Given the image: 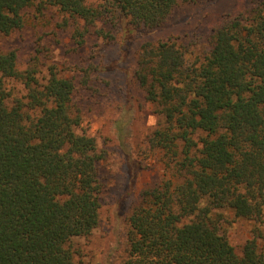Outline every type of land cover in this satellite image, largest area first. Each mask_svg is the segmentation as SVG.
I'll list each match as a JSON object with an SVG mask.
<instances>
[{"label":"trees","instance_id":"1","mask_svg":"<svg viewBox=\"0 0 264 264\" xmlns=\"http://www.w3.org/2000/svg\"><path fill=\"white\" fill-rule=\"evenodd\" d=\"M199 1L46 3L78 21L82 45L91 32L114 38L99 23L133 38ZM32 2L0 0V264H78L76 241L100 221L104 154L76 108L89 73L78 81L51 67L42 77L38 63L21 70L17 49H3L1 38L27 25ZM136 77L159 118L150 142L169 175L145 188L128 216L122 264H264L261 229L239 253L220 213L264 220V0L226 14L202 49L181 37L146 41Z\"/></svg>","mask_w":264,"mask_h":264},{"label":"rangeland","instance_id":"2","mask_svg":"<svg viewBox=\"0 0 264 264\" xmlns=\"http://www.w3.org/2000/svg\"><path fill=\"white\" fill-rule=\"evenodd\" d=\"M102 1L87 0L90 5ZM250 4L251 0L184 4L160 29L128 39L118 28L99 23L114 38L91 32L85 44L79 45L73 38L75 18L46 0H33L25 28L11 38H1L3 49H17L21 70L38 63L42 77L50 74L51 67L78 81L90 75L88 88L80 89L76 96V108L82 115V128L96 138L98 150L104 154L99 163L104 193L97 228L76 241L78 264H122L127 256L128 216L141 202L142 191L169 175L164 152L150 142L159 118L136 77L142 44L172 36L195 41L202 49L211 29L226 14L236 15ZM10 86L16 93H25L18 82L11 81ZM220 213L222 231L239 253L255 236L254 229L260 228L264 235V220L239 218L228 209ZM258 240L264 246V237Z\"/></svg>","mask_w":264,"mask_h":264}]
</instances>
